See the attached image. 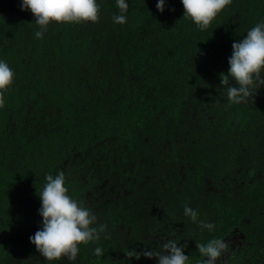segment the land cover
I'll return each instance as SVG.
<instances>
[{"label":"trees","instance_id":"1","mask_svg":"<svg viewBox=\"0 0 264 264\" xmlns=\"http://www.w3.org/2000/svg\"><path fill=\"white\" fill-rule=\"evenodd\" d=\"M98 2L97 22H53L38 39L31 12L0 0V59L15 73L0 108V264H49L29 237L45 177L61 171L104 228L76 264H156L135 256L170 239L197 264L215 238L229 244L217 264H264V86L230 104L220 84L264 0H232L203 31L180 0L162 14L130 0L125 24L115 0Z\"/></svg>","mask_w":264,"mask_h":264},{"label":"clouds","instance_id":"2","mask_svg":"<svg viewBox=\"0 0 264 264\" xmlns=\"http://www.w3.org/2000/svg\"><path fill=\"white\" fill-rule=\"evenodd\" d=\"M130 0H115L117 13L112 20L116 24L127 23V12ZM232 0H180L183 5V17L190 19L201 31L206 30L217 15ZM21 11H30L38 30L35 36L43 38L51 23L81 24L95 23L101 18V7L98 0H19ZM174 11L167 0H157L156 10L161 14L165 10ZM15 73L9 64L0 59V108L5 107L7 92L14 82ZM220 84L226 87L230 104L247 103L255 96L257 89L264 86V21L251 27L243 39L232 43V53L228 57V69L220 74ZM66 177L61 171L56 175H47L38 198L40 207L38 215L42 218L38 230L29 237L36 251L52 264L66 260L76 264L80 246L100 239L104 232L102 226L97 227L96 216L91 209L68 194L65 186ZM183 215L202 229L211 232L214 225L198 220V213L190 206L183 208ZM162 251L151 248L141 251L147 259L156 258V264H189V256L185 254L186 244L176 240H168ZM203 260L197 264H217L228 252L226 240L215 238L207 243L197 245ZM96 256H101L102 249H93Z\"/></svg>","mask_w":264,"mask_h":264}]
</instances>
